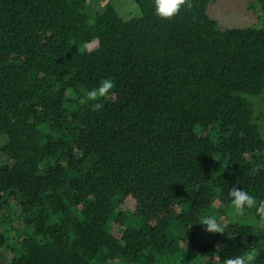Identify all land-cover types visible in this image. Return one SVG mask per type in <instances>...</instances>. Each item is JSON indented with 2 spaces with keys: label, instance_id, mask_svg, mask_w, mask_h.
I'll use <instances>...</instances> for the list:
<instances>
[{
  "label": "trees",
  "instance_id": "16d2710c",
  "mask_svg": "<svg viewBox=\"0 0 264 264\" xmlns=\"http://www.w3.org/2000/svg\"><path fill=\"white\" fill-rule=\"evenodd\" d=\"M134 1L125 18L0 0V264H223L252 247L264 264V230L199 224L224 217L233 187L264 200L249 99L264 93V28H221L212 0L171 21ZM108 78L101 111L79 103Z\"/></svg>",
  "mask_w": 264,
  "mask_h": 264
},
{
  "label": "clouds",
  "instance_id": "9594fccd",
  "mask_svg": "<svg viewBox=\"0 0 264 264\" xmlns=\"http://www.w3.org/2000/svg\"><path fill=\"white\" fill-rule=\"evenodd\" d=\"M194 7L192 0H154V11L158 18L171 21L176 18L183 9L191 10ZM98 46V38L93 39L83 45L79 52L87 50L92 51ZM116 85L111 78L103 79L97 87L88 90L82 98L79 99L81 105L92 103V110L99 112L104 105L100 101L103 98L109 97L110 94L115 95L114 89ZM232 204L233 216L246 215V209H255L256 215L264 222V200H259L250 195L248 192L241 190L238 187H233L229 193ZM204 226L205 231L211 234H225L227 232L229 239H234L228 231V225L223 222V218L217 219L215 216H205L199 223ZM207 264H215L217 253L214 254V259L204 256ZM257 251L255 247L249 248L247 251L238 255L227 257L223 260V264H256Z\"/></svg>",
  "mask_w": 264,
  "mask_h": 264
},
{
  "label": "rangeland",
  "instance_id": "374dc122",
  "mask_svg": "<svg viewBox=\"0 0 264 264\" xmlns=\"http://www.w3.org/2000/svg\"><path fill=\"white\" fill-rule=\"evenodd\" d=\"M108 3H113L118 12L125 18L140 15V7L134 0H88V9L95 13L103 10ZM208 13L224 29L229 27L264 28V12L256 0H212ZM249 99L254 103L257 116H259L264 110V93L260 96H249ZM258 121L261 124L259 119ZM6 141V136L0 137V145L5 144ZM231 213L232 205L227 207L223 220L251 226L256 232L264 230V222L258 220L253 214L246 212L244 216H233ZM213 216L217 218L218 212H215Z\"/></svg>",
  "mask_w": 264,
  "mask_h": 264
}]
</instances>
